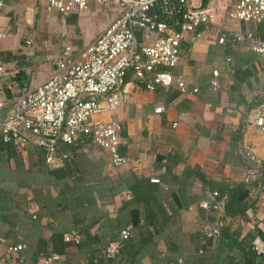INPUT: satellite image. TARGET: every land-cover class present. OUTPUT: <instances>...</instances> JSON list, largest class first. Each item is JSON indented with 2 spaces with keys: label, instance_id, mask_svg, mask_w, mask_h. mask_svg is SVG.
Segmentation results:
<instances>
[{
  "label": "crops",
  "instance_id": "crops-1",
  "mask_svg": "<svg viewBox=\"0 0 264 264\" xmlns=\"http://www.w3.org/2000/svg\"><path fill=\"white\" fill-rule=\"evenodd\" d=\"M4 2L0 99L8 104L0 116L12 110L14 98L54 72L65 46L83 48L118 13L113 6L92 4L87 11L61 15L47 9L45 0ZM25 6L38 8L26 15ZM248 33L253 39L264 35L259 23L230 21L185 44L170 69L184 77V94L175 86L147 89L131 70L126 73L121 106L104 114L121 124L124 164L109 165L108 153L86 141L62 144L61 162L54 167L37 147L15 141L0 147V261L49 264L47 254L56 247L63 263L98 264L101 258L110 264L104 248L132 223L116 264H244L252 238L264 239V165L258 182L242 181L247 161L241 148L264 158V131L249 123L254 109L264 115V55L246 38L234 39ZM73 55L63 57L69 61ZM213 69L219 71L215 91L209 89ZM158 104L165 108L161 113L154 112ZM154 175L160 183L153 185V197L139 200L147 196L135 189L136 181ZM221 184H242L247 210L232 216L218 237L205 238L199 224L210 213L200 202L211 200ZM71 230L78 242L57 240ZM16 244L25 247L8 251Z\"/></svg>",
  "mask_w": 264,
  "mask_h": 264
},
{
  "label": "built area",
  "instance_id": "built-area-1",
  "mask_svg": "<svg viewBox=\"0 0 264 264\" xmlns=\"http://www.w3.org/2000/svg\"><path fill=\"white\" fill-rule=\"evenodd\" d=\"M45 3L47 9L61 15L87 11L92 4L113 6L118 11L83 48L74 50L65 46L63 56H72L74 51L77 54L69 61L63 56L57 58L54 72L35 88L14 98L12 110L0 116L2 141L42 149L50 167L61 162L62 144L78 141L105 150L111 166L126 162L119 153L121 124L117 118H105L104 114L121 106L122 85L129 70L147 89L175 86L184 94L187 91L184 77L173 74L170 69L179 63L185 44L196 43L204 32L225 29L230 21L259 23L264 34V0H45ZM4 6V0H0V10ZM37 8L25 6L24 14L32 15ZM3 36L4 32L0 30V38ZM244 38L251 42L250 47L258 55H264V35L258 39H253L250 33L245 37L234 36L235 40ZM224 40L221 36L218 42ZM3 71L0 60V74ZM218 77L219 71L213 69L210 90L217 89ZM197 90L193 87L191 91ZM7 104L8 100L0 99V112ZM164 109L158 104L154 112L161 113ZM249 123L264 131V115L260 108L249 115ZM240 152L247 161L242 181L246 186L255 184L262 173L264 158L248 146L242 147ZM150 180L160 183V178L155 175ZM211 195V200L200 202V206L210 213L199 224V231L205 238L218 237L232 219L225 210L226 197L219 196L216 190ZM132 229V223L126 224L119 231V239L104 248L103 256L110 264H116L123 241ZM62 237L72 242L80 239L74 230L64 232ZM24 247V244H16L8 247V251ZM251 249L258 256V264H264V239L254 236ZM47 262L69 264L63 263L61 255L55 251L48 254Z\"/></svg>",
  "mask_w": 264,
  "mask_h": 264
},
{
  "label": "trees",
  "instance_id": "trees-1",
  "mask_svg": "<svg viewBox=\"0 0 264 264\" xmlns=\"http://www.w3.org/2000/svg\"><path fill=\"white\" fill-rule=\"evenodd\" d=\"M9 143V142H8ZM4 144H7L5 142L2 141V139L0 138V147H2ZM143 183L144 186L149 187L152 186V188H148L145 191L143 190L141 184ZM155 182H152L150 180V178L146 179V181H143V179L141 180H137L135 183V189L137 188L139 191H142L144 193V196L146 195L147 198L143 197V198H139V200H146V199H151L153 197L152 193H151V189H153V185H155ZM218 189V193L219 196H223L224 193H226V202H225V210L227 213H229L231 216H244L245 214V204L242 203V201L245 199L246 195H247V191L243 189L242 184L241 185H227V184H221L217 187ZM148 201V200H146ZM239 202L241 205H236V203ZM58 241L62 242V235H58ZM59 242V243H60ZM57 248L54 247L53 250L51 251H55L56 252ZM50 251V252H51ZM48 252V254L50 253ZM58 253V252H57ZM255 252L251 251L247 254V257L245 259L244 264H254V259H255ZM47 254V255H48ZM98 264H103L102 263V259L99 258L98 259Z\"/></svg>",
  "mask_w": 264,
  "mask_h": 264
}]
</instances>
